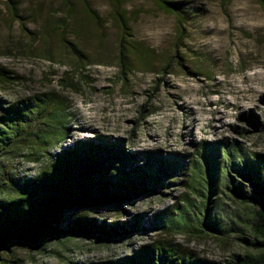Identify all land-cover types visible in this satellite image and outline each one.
<instances>
[{"label":"rangeland","instance_id":"374dc122","mask_svg":"<svg viewBox=\"0 0 264 264\" xmlns=\"http://www.w3.org/2000/svg\"><path fill=\"white\" fill-rule=\"evenodd\" d=\"M173 1L184 3L183 33L176 15L154 0L123 2L137 44V62L124 74L118 59V21L109 0H0V69L8 75L0 85L3 105L51 92L63 96L70 113L68 131L65 141L52 144L50 151L108 136L139 155L127 162L128 168L144 162L142 154L152 151L186 156L192 163L203 144L225 140L264 158V0ZM90 10L98 14L102 28ZM60 21L64 36L78 44L89 62L79 61L64 46L54 30ZM178 60L183 67L177 66ZM252 112L259 118L258 127L244 120ZM235 126L247 131L237 134ZM4 161L16 175L34 174L40 165L24 153ZM190 167L133 204L87 211L99 220L117 222L136 214L149 219L184 210L192 225H199L207 206L208 217L220 220L224 234L151 229L108 243L93 237L13 242L6 257L10 260L0 258V264L107 261L159 238H168L208 264H243L249 257L257 261L245 264H264V251L249 244L254 239L247 226L252 208L226 189L210 195L206 183L193 181Z\"/></svg>","mask_w":264,"mask_h":264},{"label":"trees","instance_id":"16d2710c","mask_svg":"<svg viewBox=\"0 0 264 264\" xmlns=\"http://www.w3.org/2000/svg\"><path fill=\"white\" fill-rule=\"evenodd\" d=\"M113 15L118 21V59L122 73L133 69L137 59V44L132 39V29L122 4L127 0H109ZM163 9L176 15L179 30L184 32L186 19L184 3L173 0H154ZM101 27L98 14L89 13ZM63 21L55 27L64 46L81 62L85 61L78 44L64 34ZM102 28V27H101ZM172 64V63H169ZM177 66L184 64L178 60ZM175 66L176 68H178ZM175 67L171 66V69ZM171 69H165L169 73ZM4 69H0V85L7 81ZM164 75L160 77L164 79ZM63 96L54 92L27 97L3 105L0 98V258L10 255L13 242L39 244L44 238L93 237L108 243L146 230L178 232L188 229L224 234L226 229L220 220L209 218L205 207L199 225H192L186 211L176 216L160 212L146 219L136 214L126 221L108 222L89 215V208L118 206L134 203L135 199L151 196L170 178L189 164L193 181L206 183L210 195L230 191L232 198L249 206L253 218L249 225L254 239L253 247L264 251V158L250 156L241 145L222 141L205 143L198 156L188 163L186 156L144 152L145 161L136 162L131 168L127 162L138 160L139 155L128 151L121 140L108 136L78 141L61 151H50L54 143L65 141L69 118ZM244 120L256 127L260 121L255 113L244 115ZM247 130L238 126L234 132ZM24 153L28 161L40 164L37 172L16 175L8 170L5 157ZM200 156V157H199ZM239 178H243L241 182ZM209 198V197H208ZM85 209V210H84ZM121 212V211H120ZM243 227L247 229L248 227ZM233 229V228H232ZM247 240L246 237H241ZM237 259L241 257L235 255ZM257 258H245L243 262H256ZM238 264V260H234ZM79 264H208L205 259L195 258L168 238H159L142 245L130 255L107 261Z\"/></svg>","mask_w":264,"mask_h":264}]
</instances>
